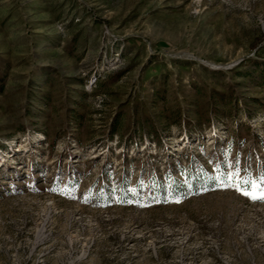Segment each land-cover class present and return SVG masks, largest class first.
Wrapping results in <instances>:
<instances>
[{"label":"rangeland","instance_id":"rangeland-1","mask_svg":"<svg viewBox=\"0 0 264 264\" xmlns=\"http://www.w3.org/2000/svg\"><path fill=\"white\" fill-rule=\"evenodd\" d=\"M249 182L264 0H0V264H264Z\"/></svg>","mask_w":264,"mask_h":264},{"label":"snow or ice","instance_id":"snow-or-ice-1","mask_svg":"<svg viewBox=\"0 0 264 264\" xmlns=\"http://www.w3.org/2000/svg\"><path fill=\"white\" fill-rule=\"evenodd\" d=\"M242 194L248 196L250 199H264V188H261L259 183L249 182L248 188Z\"/></svg>","mask_w":264,"mask_h":264},{"label":"trees","instance_id":"trees-1","mask_svg":"<svg viewBox=\"0 0 264 264\" xmlns=\"http://www.w3.org/2000/svg\"><path fill=\"white\" fill-rule=\"evenodd\" d=\"M263 84V83H262ZM182 159V158H181ZM181 159H179V161L181 160ZM173 187V189L175 190V191H179L180 190V188L182 187V183H174V185L172 186ZM157 191H159V190H157ZM154 192H156V190L154 191ZM126 196L125 195H123V193L121 194V196H120V198H125Z\"/></svg>","mask_w":264,"mask_h":264}]
</instances>
